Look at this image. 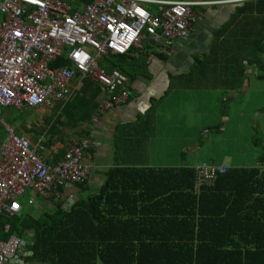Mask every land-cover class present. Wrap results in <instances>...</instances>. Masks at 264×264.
Wrapping results in <instances>:
<instances>
[{
  "label": "crops",
  "instance_id": "1",
  "mask_svg": "<svg viewBox=\"0 0 264 264\" xmlns=\"http://www.w3.org/2000/svg\"><path fill=\"white\" fill-rule=\"evenodd\" d=\"M90 1L73 4L81 8ZM197 12L187 37L169 47L144 41L125 55L99 60L98 67L106 73L117 71L126 78L124 104L99 109L105 100L102 89L94 80L76 77L60 102L2 108L0 144L6 127L27 139L47 165H56L77 139L88 142L84 183L65 184L57 195L36 196L26 190L19 199L20 211L32 219L68 213L77 202L97 195L112 169L194 171L201 163H213L225 171L264 172L263 145L261 154L247 163L232 154L230 166L222 163L229 154L212 160L213 154L204 150L214 137L221 139L226 133L230 138V122L239 124L245 107L253 108L252 113L264 121V0H239ZM55 63V68L66 66L62 58L51 65ZM239 103L243 111L234 110ZM193 193L198 194L194 188ZM255 195L249 197L250 204ZM259 196L264 203V194ZM259 214L264 215L262 209ZM7 218L1 217V225L10 227ZM6 235L13 234L0 232L1 239ZM31 235L26 231L17 258L4 264H41L26 260L31 255L26 248Z\"/></svg>",
  "mask_w": 264,
  "mask_h": 264
},
{
  "label": "built area",
  "instance_id": "2",
  "mask_svg": "<svg viewBox=\"0 0 264 264\" xmlns=\"http://www.w3.org/2000/svg\"><path fill=\"white\" fill-rule=\"evenodd\" d=\"M74 1L0 0V113L4 107H48L60 102L76 77L94 80L102 89L105 100L99 109L124 104L126 78L100 69V59L125 55L144 41L169 47L187 37L197 9L239 0H91L78 9L73 8ZM61 58L65 67L50 68ZM5 130L0 144V232L7 233L9 227L1 225V217L18 215L19 199L26 190L36 196L57 195L65 184L82 185L89 165L83 160L85 139H77L50 166L27 139ZM224 173L222 166L199 164L194 170L195 193L212 187ZM19 245L14 235L0 238V264L15 256Z\"/></svg>",
  "mask_w": 264,
  "mask_h": 264
},
{
  "label": "trees",
  "instance_id": "3",
  "mask_svg": "<svg viewBox=\"0 0 264 264\" xmlns=\"http://www.w3.org/2000/svg\"><path fill=\"white\" fill-rule=\"evenodd\" d=\"M193 186L191 169H112L68 213L4 220L19 239L31 232L26 260L41 264H264V172L229 169L197 195Z\"/></svg>",
  "mask_w": 264,
  "mask_h": 264
},
{
  "label": "rangeland",
  "instance_id": "4",
  "mask_svg": "<svg viewBox=\"0 0 264 264\" xmlns=\"http://www.w3.org/2000/svg\"><path fill=\"white\" fill-rule=\"evenodd\" d=\"M74 9H78L75 4H73ZM239 107H236L234 110H242V104H238ZM251 110V112H249ZM253 108L248 109L244 108L243 118L239 119L240 123L238 124V119L234 118L237 123L230 122V138L227 134H223L221 139L217 137L212 138L208 146L204 147L205 151H209L213 154L212 160L217 158L218 155L224 154L223 162L227 166H230L232 163L230 156L234 154L235 159H241L242 162L247 163L250 159L256 155H260L262 151V145L264 146V121L259 120V116H255L252 113ZM2 120L3 115H1ZM232 119H230L231 121ZM4 122V121H3ZM3 129L1 128V132ZM210 133L209 135H211ZM259 140V141H257ZM210 157H206L208 160ZM217 162V161H215Z\"/></svg>",
  "mask_w": 264,
  "mask_h": 264
},
{
  "label": "water",
  "instance_id": "5",
  "mask_svg": "<svg viewBox=\"0 0 264 264\" xmlns=\"http://www.w3.org/2000/svg\"><path fill=\"white\" fill-rule=\"evenodd\" d=\"M17 258V256H15Z\"/></svg>",
  "mask_w": 264,
  "mask_h": 264
}]
</instances>
